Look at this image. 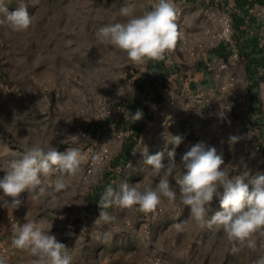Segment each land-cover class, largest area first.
Returning <instances> with one entry per match:
<instances>
[{
  "label": "rangeland",
  "instance_id": "rangeland-1",
  "mask_svg": "<svg viewBox=\"0 0 264 264\" xmlns=\"http://www.w3.org/2000/svg\"><path fill=\"white\" fill-rule=\"evenodd\" d=\"M148 1L0 0V16L5 15L4 8L12 12L24 5L33 17L26 32L0 27V179L10 162L32 143H47L60 151L80 149L79 171L66 189L56 193L45 214L47 227L52 225L50 234L66 245L72 264H253L257 252L191 218L171 177L175 202L161 196V203L150 213L139 211L138 206L113 205L104 209L112 219H98L106 182L114 188L121 180L140 188L159 182L163 170L157 173L144 163L145 148L148 155L162 152L165 165L168 152L174 151L179 165L190 146L203 142L222 156L224 166L232 169L231 176L242 175L248 183L264 175V73L248 89L240 56L232 71L222 68L230 57L214 68L213 91L189 92L174 80L158 84V97L150 108L155 120L136 137L125 161L116 162L127 137L123 131L105 128L104 121L117 116L123 103L132 99L134 78L143 76L147 66L135 65L126 53L101 43L96 32L124 19L116 12L126 2L134 4L135 14L141 15L149 11ZM223 19L230 24L227 38L222 36ZM176 23L181 39L170 58L187 67L219 43L233 42L228 15L206 17L192 0L177 11ZM183 73L184 83L192 75L187 68ZM232 74L237 77L235 87L228 85ZM119 89L126 93L118 95ZM70 136H77L78 142L73 143ZM176 137L181 140L178 145ZM103 149L107 153L100 160ZM181 170L177 167L176 173ZM56 176L54 172L42 177L45 194L39 189L25 192L20 201L32 195L47 197ZM0 198L10 200L2 191ZM221 210L214 198L208 217ZM14 211L18 221L9 222L0 233V258L6 264H29L33 257L12 244L14 230L26 219L42 220L31 205Z\"/></svg>",
  "mask_w": 264,
  "mask_h": 264
},
{
  "label": "clouds",
  "instance_id": "clouds-1",
  "mask_svg": "<svg viewBox=\"0 0 264 264\" xmlns=\"http://www.w3.org/2000/svg\"><path fill=\"white\" fill-rule=\"evenodd\" d=\"M4 12L5 15L0 16V27L13 32H26L33 25V17L24 5L12 12L4 8ZM116 15L124 19L98 28L97 39L126 53L135 65H143L149 60H164L165 54L173 51L181 39L176 23L177 8L172 0H158L151 11L141 15L135 14L134 4L126 2ZM121 89L118 95L126 93L122 94ZM130 117L139 121L143 111L137 109L134 114L130 113ZM68 138L73 143L79 139L77 136ZM230 139L235 142L237 138ZM175 142L178 145L180 138L176 137ZM144 155L145 164L157 173L163 170L159 182L155 187L149 185L140 188L137 184L121 180L115 188L107 186L98 204V219L106 222L112 219L104 209L113 205L121 208L138 206L139 211L150 213L161 203V196L168 198L169 202H175L177 193L171 187V177L179 186L180 202L188 207L193 220L215 232L222 231L231 242L246 244L258 253L253 264H264V175H257L248 183L242 175L231 176L232 169L224 166L222 156L217 154L214 147H207L203 142L190 146L179 165L175 161L174 151L168 152L167 165L162 163V152L148 155L145 148ZM82 160L79 148L70 147L60 151L47 143H32L19 159L10 162L6 174L0 179V191L4 197L10 198L6 202L17 207L21 203L19 197L22 193H33L39 189L41 194H45L46 190L41 187L44 183L42 177L47 178L55 172L57 176L53 181V189L46 193L55 201L56 193L69 186ZM177 167L183 171L176 173ZM214 198H218L222 210L209 218ZM51 227L46 230L39 222L26 219L14 230L12 244L33 257L29 264H72V255L56 235L50 234ZM0 264H6V261L0 258Z\"/></svg>",
  "mask_w": 264,
  "mask_h": 264
},
{
  "label": "crops",
  "instance_id": "crops-1",
  "mask_svg": "<svg viewBox=\"0 0 264 264\" xmlns=\"http://www.w3.org/2000/svg\"><path fill=\"white\" fill-rule=\"evenodd\" d=\"M202 9L205 16H219L226 14L230 18L232 28V41L230 43L221 42L216 47L207 50L200 55L197 60L187 67V64L180 60L173 62L170 53L165 54L162 61L146 62V69L143 76L134 78L133 85L135 92L131 100L123 103V108L117 116L107 118L104 121L105 128L109 130L123 131L127 137L125 144L120 148L116 162L125 161L132 149V143L136 137L141 134L142 130L147 127L149 122L155 120V115L150 111L154 106V101L158 97L160 87L158 84L169 83L173 80L177 87L186 86L189 92L195 91H213L216 85L214 78V68L220 62L228 59L235 51L244 62L243 72L248 82V89L253 87L251 83L257 81L264 73V0H192ZM191 0H172L177 8L183 9ZM158 0H149L146 4L147 9L151 11L153 5ZM175 55V54H174ZM186 68L190 75L188 79L182 81V75ZM239 78V76H238ZM252 93V92H251ZM150 103V104H149ZM137 109L143 111V117L139 121H134L130 113L134 114ZM116 167V166H115ZM112 171L114 168L109 167ZM109 173V171H107ZM109 186L110 183H105ZM112 186V185H111ZM8 199L0 198V233H4L9 222H17L19 217L14 211L24 204L37 208L38 217H41V226L47 230L45 223L46 208L50 207L52 200L49 196L36 198L31 196L30 199L21 202L19 206L14 207L11 203L6 202ZM50 225V223L48 224ZM51 232V230H50Z\"/></svg>",
  "mask_w": 264,
  "mask_h": 264
},
{
  "label": "built area",
  "instance_id": "built-area-1",
  "mask_svg": "<svg viewBox=\"0 0 264 264\" xmlns=\"http://www.w3.org/2000/svg\"><path fill=\"white\" fill-rule=\"evenodd\" d=\"M221 23L223 25L222 27V36L226 37L227 38V35L229 34L230 32V24H229V20L228 19H223L221 20ZM238 60V55L237 53L234 51L233 54L230 56L228 62H225L223 65H222V68H225V69H228L230 71L234 70L235 66H234V63L237 62ZM229 81V86L230 87H235L236 83H237V77L236 75H231L228 79ZM107 153V150L106 149H103L101 150L100 152V155H99V159L101 160L103 156H105V154Z\"/></svg>",
  "mask_w": 264,
  "mask_h": 264
},
{
  "label": "trees",
  "instance_id": "trees-1",
  "mask_svg": "<svg viewBox=\"0 0 264 264\" xmlns=\"http://www.w3.org/2000/svg\"><path fill=\"white\" fill-rule=\"evenodd\" d=\"M257 81H253L252 83H251V85H253V87H251V88H254V86H256L257 85Z\"/></svg>",
  "mask_w": 264,
  "mask_h": 264
}]
</instances>
